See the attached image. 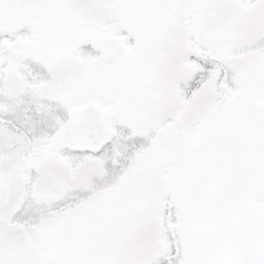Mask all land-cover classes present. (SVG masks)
Here are the masks:
<instances>
[{"label": "snow or ice", "instance_id": "6c2138e0", "mask_svg": "<svg viewBox=\"0 0 264 264\" xmlns=\"http://www.w3.org/2000/svg\"><path fill=\"white\" fill-rule=\"evenodd\" d=\"M0 264H264V0H0Z\"/></svg>", "mask_w": 264, "mask_h": 264}]
</instances>
